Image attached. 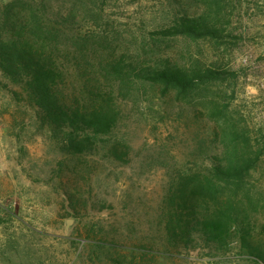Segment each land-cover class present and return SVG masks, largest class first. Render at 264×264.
I'll return each instance as SVG.
<instances>
[{
	"label": "rangeland",
	"instance_id": "374dc122",
	"mask_svg": "<svg viewBox=\"0 0 264 264\" xmlns=\"http://www.w3.org/2000/svg\"><path fill=\"white\" fill-rule=\"evenodd\" d=\"M10 1L0 0V9ZM230 5L227 36L219 43L155 33L186 10L182 2L102 5L96 31L106 36L105 49L183 64L199 59L236 72L234 79L187 100L158 86L140 87L127 101L117 131L129 145L126 163L96 153L79 159L78 175V157L62 153L19 86L0 71V264H253L238 249L225 259L198 248L181 255L157 251L164 248L168 185L179 171H202L212 153L213 109L207 99L228 107L255 141L264 133V0ZM249 182L257 204L254 237L264 242V159ZM93 233L108 241L109 256L87 243Z\"/></svg>",
	"mask_w": 264,
	"mask_h": 264
},
{
	"label": "trees",
	"instance_id": "16d2710c",
	"mask_svg": "<svg viewBox=\"0 0 264 264\" xmlns=\"http://www.w3.org/2000/svg\"><path fill=\"white\" fill-rule=\"evenodd\" d=\"M105 1L11 0L0 9V71L19 86L62 153L78 157V175L79 159L96 153L127 162L129 145L117 131L127 101L140 87L158 86L187 100L236 77L199 59L183 64L105 49L106 36L96 31ZM169 1L182 2L186 10L179 9L169 25L155 31L160 38L219 43L227 36L232 0ZM207 100L213 109L212 153L202 171H179L168 185L161 217L164 248L158 254H189L198 248L225 259L238 249L253 264H264V242L254 237L251 219L257 204L249 182L251 170L264 159V133L260 144L228 107L214 97ZM96 235L87 243L109 256L108 241Z\"/></svg>",
	"mask_w": 264,
	"mask_h": 264
},
{
	"label": "water",
	"instance_id": "95a60500",
	"mask_svg": "<svg viewBox=\"0 0 264 264\" xmlns=\"http://www.w3.org/2000/svg\"><path fill=\"white\" fill-rule=\"evenodd\" d=\"M70 222H67V224H69Z\"/></svg>",
	"mask_w": 264,
	"mask_h": 264
}]
</instances>
